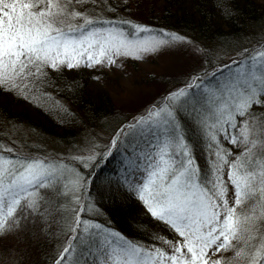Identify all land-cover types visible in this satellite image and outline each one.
Returning <instances> with one entry per match:
<instances>
[{
	"label": "snow or ice",
	"instance_id": "obj_1",
	"mask_svg": "<svg viewBox=\"0 0 264 264\" xmlns=\"http://www.w3.org/2000/svg\"><path fill=\"white\" fill-rule=\"evenodd\" d=\"M84 3L79 0L76 8ZM133 3L102 0L112 15L100 17L89 15L87 7L77 11L54 0H0V91L35 102L50 95L47 89L67 90L66 80L57 84L65 68L111 66L119 57L142 59L162 50L197 56L204 52L187 35L134 19ZM65 16L82 22L65 26ZM247 51L228 64L213 66L203 59L179 73L175 86H165L123 117L106 145H89L90 155L75 158L73 203L63 229L66 245L49 256L48 264H264V223L258 222L264 221V139L257 143L253 138L258 126L251 119L255 106L264 109V52L251 58L249 70ZM222 73L226 75L216 81ZM259 127L264 136V125ZM220 133L242 150L225 148ZM193 136L208 146L207 170L194 154ZM95 147H103V158L123 148L127 161L123 171L100 185L94 169L102 157ZM13 151L9 148V155L0 157V234H11L18 242L24 233L39 239L50 231L47 209L52 199H66L60 190L63 169ZM113 186L138 200L149 223L173 233L172 240L153 236L170 250L138 243L99 221L100 199ZM246 202L259 204L260 213L241 215L238 206ZM253 234L262 240L256 251L254 244L247 245V253L238 250L234 241L247 242ZM228 251L234 254L225 257Z\"/></svg>",
	"mask_w": 264,
	"mask_h": 264
},
{
	"label": "trees",
	"instance_id": "obj_2",
	"mask_svg": "<svg viewBox=\"0 0 264 264\" xmlns=\"http://www.w3.org/2000/svg\"><path fill=\"white\" fill-rule=\"evenodd\" d=\"M160 1L154 6H148L140 18H134V16L133 18L172 29L191 37L204 47L208 45V48L212 45L223 48L234 46V44L244 47L245 43H249L250 46L239 50V53L242 50H248L247 68L252 65L251 58L263 51L259 47L263 44L260 37H264V5L255 0ZM69 2L76 8L79 0H70ZM137 4L138 1L135 0V3L131 5V12L135 11ZM85 7L88 9V14L92 16L112 15L111 12L103 9L102 0H90V2L85 0L84 6L76 8V10L84 11ZM121 12L125 16L128 15L123 10ZM208 56L209 54L206 53L204 59L210 61L213 66H218ZM236 58L237 56H235ZM228 63L229 61L224 64ZM100 71L102 70L94 69L93 72L92 70L91 72L64 70V76L57 79V84L60 85L66 80L68 82L67 90L63 88L60 90L47 89L50 95L40 97L35 102H29L7 91H0V157L6 158L9 155V148L14 150L12 155L21 156L24 154L23 156H28L25 155L26 153H21L22 149L11 141L6 126H4L6 124L9 126L12 123L23 125L31 133L47 137L63 145L72 143L76 137L86 131L93 133L101 126L117 127L123 117L115 114L114 104L107 93L93 87L92 79L107 81L106 74L96 73ZM223 75L226 73L216 76L215 80L220 81ZM255 108L256 113L251 119L255 120L258 127L253 138L259 143L261 139H264V136L261 135L262 129L259 127L264 125V109H260L259 106H255ZM238 134L239 136L243 135ZM193 139L197 140L194 154L197 156L200 166L207 170L209 167V164H206L208 146L201 143L195 136ZM241 143H243L242 140ZM100 155L101 162L94 169L97 185L109 177L114 178L123 171V164L127 162L123 148L113 152L107 158ZM63 162V164L72 166L74 170L78 166V161ZM60 164L61 162L57 160L53 163V165ZM71 206L67 196L66 199L59 201L52 199L47 209L51 216L48 223L50 231L43 233L39 239H32L27 233H24V239L18 242L16 237L11 234L7 236L0 234V264H48L49 256L66 245V235L63 230L66 219L65 212L70 210ZM98 207L101 223L110 225L138 243L164 247L161 240L153 239L154 235H160L167 240L173 239V233L166 227L148 222L138 200L118 191L115 186L110 193L105 189V195L100 199ZM90 215L92 214L86 213V217ZM27 222L31 226L32 218L29 217ZM12 250H15V255H12ZM231 253L232 251H228L223 255L225 257L232 256L233 253L232 255Z\"/></svg>",
	"mask_w": 264,
	"mask_h": 264
},
{
	"label": "rangeland",
	"instance_id": "obj_3",
	"mask_svg": "<svg viewBox=\"0 0 264 264\" xmlns=\"http://www.w3.org/2000/svg\"><path fill=\"white\" fill-rule=\"evenodd\" d=\"M70 0H54L57 3H68L75 8L74 4L69 2ZM138 1L135 11H132L134 18H140L144 10L148 6H154L160 0H136ZM256 2L264 5V0H255ZM139 8V9H138ZM82 22L81 18L72 19L71 17L65 16L63 18V23L65 26L71 24H79ZM263 43L259 48H262L264 52V37H260ZM249 43H245L244 47H239L238 44L229 47H219L218 45H212L208 48V45L204 47V52L197 56L195 54H184L179 52H174L172 50H162L158 54L147 55L144 58H133V57H119L117 58V63L111 66L105 64L104 66L96 65L92 68L86 66H81L79 70L85 72H92L94 69L102 70L96 73H102L107 75V81H99L92 79L93 87L102 89L107 93L110 100H112L115 107V114L125 117L129 116L131 113L135 112L142 105L149 103L154 99L161 90L167 87H173L181 79L179 73L187 72L191 68H195L204 59L206 53L209 54L210 60L215 64L226 63L235 59V56L239 53V50L245 49V47L250 46ZM206 52V53H205ZM252 66V65H251ZM249 66V70H251ZM260 67V61L257 58V68ZM65 70L69 71L67 68ZM260 73L257 72V75ZM140 76V77H139ZM92 87V85H91ZM94 89V88H93ZM94 89V90H95ZM223 123V121H222ZM111 125V124H108ZM6 126V131L11 141L21 148V153H26L25 155L32 156L35 158H43L52 163L55 160L61 161H76V157L90 155L88 151L89 145H95L97 142L99 145L103 146L108 143V137L112 134V130L115 126L106 127L101 126L96 129L93 133H83L76 137L72 143H65V145L58 143L55 140L49 139L47 137H40L37 134L31 133L28 128L23 125L10 124ZM238 133L243 134L237 129ZM219 140L225 148H231L233 152L241 151V148L235 147V145L230 144L228 141L223 139V134L218 135ZM243 141V135L239 136ZM209 150V149H208ZM94 151L98 154L103 155V147H95ZM214 154L215 148L211 149ZM24 155V154H23ZM209 155V151H208ZM127 163V162H125ZM58 169H63V177L60 181L61 191L65 196L68 197L70 204L73 203L74 193L72 191V181L73 167L68 164L54 165ZM210 167V163H209ZM238 212L243 215L247 212H254L256 214L260 213V206L256 204L255 207L251 203L246 202L243 206H238ZM99 219V217H98ZM258 222H261L258 220ZM262 223V222H261ZM264 223V222H263ZM238 245V250L243 252H248V244H254L255 247L252 251L256 249L262 243L261 235L253 234L250 240L238 242L234 241ZM167 250L170 247L163 243ZM233 253V252H232ZM231 253V255H232ZM220 254V253H219ZM216 254L217 256L219 255ZM234 254V253H233Z\"/></svg>",
	"mask_w": 264,
	"mask_h": 264
}]
</instances>
